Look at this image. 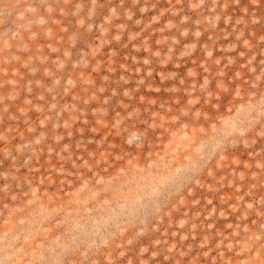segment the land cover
<instances>
[{
    "label": "rangeland",
    "instance_id": "374dc122",
    "mask_svg": "<svg viewBox=\"0 0 264 264\" xmlns=\"http://www.w3.org/2000/svg\"><path fill=\"white\" fill-rule=\"evenodd\" d=\"M0 264H264V0H0Z\"/></svg>",
    "mask_w": 264,
    "mask_h": 264
}]
</instances>
